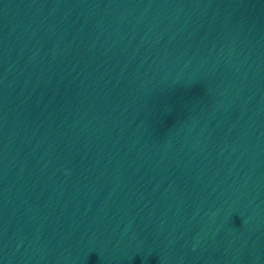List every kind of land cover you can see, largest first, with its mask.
Here are the masks:
<instances>
[{"label":"water","instance_id":"1","mask_svg":"<svg viewBox=\"0 0 264 264\" xmlns=\"http://www.w3.org/2000/svg\"><path fill=\"white\" fill-rule=\"evenodd\" d=\"M0 264H264V0H0Z\"/></svg>","mask_w":264,"mask_h":264}]
</instances>
